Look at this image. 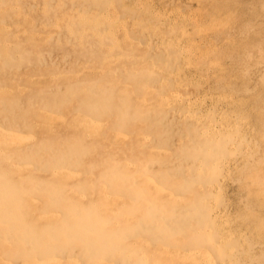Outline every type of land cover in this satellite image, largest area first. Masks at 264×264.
Here are the masks:
<instances>
[{"label": "bare ground", "instance_id": "1", "mask_svg": "<svg viewBox=\"0 0 264 264\" xmlns=\"http://www.w3.org/2000/svg\"><path fill=\"white\" fill-rule=\"evenodd\" d=\"M34 1L0 0V264H264L254 21Z\"/></svg>", "mask_w": 264, "mask_h": 264}, {"label": "rangeland", "instance_id": "2", "mask_svg": "<svg viewBox=\"0 0 264 264\" xmlns=\"http://www.w3.org/2000/svg\"><path fill=\"white\" fill-rule=\"evenodd\" d=\"M94 1V0H93ZM106 1L107 0H105V2H104V4L106 3ZM115 1V0H114ZM118 1V0H117ZM122 3L123 2H125V5H126V7H127V9L129 10V11H131V13H135L136 14V12L138 13V14H140V15H142V16H148V15H146V14H149V16H152V14L155 12L156 14L157 13H159V16H160V18H161V22H162V20H163V23L161 24V30L162 29H167V27H169L168 25L170 24V23H168V21L169 20H172L173 21V24H170V25H172L173 26V29L171 30V34L172 35H175V36H178V37H181V35H179L180 34V32L181 31H183V29L184 28H186L187 27V29H191L192 31H195L194 33L192 32V33H190L191 35H193L194 37L196 36L197 38H199V36H198V34H196V32H199V28L200 27H198V25H196L197 23H195L194 21L195 20H198V18H199V21L200 22H205L204 20L205 19H203L204 17H206L207 16V18H206V21H208V20H211L210 18H213V16H215L217 13H218V15H216V16H219V14H226L227 13V11L229 12L230 10H231V12H229V13H232V14H234L235 16H237V18L235 19V23L233 24V25H231V27H234V25H235V29L237 30L238 29V25L239 24H243L245 21H254L253 22V30H254V32H251V33H248V37L249 38H247V40H244V43H246V44H251V45H253V47L255 46V44H256V46L254 47L256 50H255V52H254V58H256L257 57V59H255L254 60V62H256V63H258L255 67H257V66H264V0H190V1H187V0H157L158 2L156 3V2H154V1H156V0H120ZM150 1V2H149ZM154 3H153V2ZM177 1V2H176ZM193 1H195L194 3H193ZM196 1H197V3H196ZM200 1V2H199ZM133 2H135V3H133ZM165 2V3H164ZM168 2V3H167ZM182 2H184V3H182ZM34 3H36V6H35V13H40V11L42 10V7L39 5V4H41V0H38V2H36V1H34ZM121 3V4H122ZM137 3V4H136ZM141 5H140V4ZM144 3V4H143ZM159 3V4H158ZM163 3V4H162ZM174 3V4H173ZM196 3V4H195ZM103 4V5H104ZM124 4V3H123ZM151 4V5H150ZM154 4H158L157 6L156 5H154ZM166 4V5H165ZM174 5V6H172V5ZM186 4H188V5H186ZM198 4V5H197ZM248 6H247V5ZM108 5V4H107ZM107 5L105 6V8L107 9ZM133 5V6H132ZM140 5V6H139ZM153 5V6H152ZM160 5H161V7H160ZM164 5V6H163ZM188 6L187 8H183L184 6ZM195 5V6H194ZM200 5V6H199ZM203 5V6H202ZM205 5V6H204ZM251 5V6H250ZM263 5V6H262ZM39 6V7H38ZM95 8H92L93 9V11H97V8H102V7H100V5L99 4H95ZM99 6V7H98ZM131 6V7H130ZM137 7V9L138 10H141V11H143V12H141V11H138V10H136V7ZM156 6V7H155ZM170 6H171V8H170ZM181 7V9L183 10L182 12H181V10L179 9V7ZM192 8H190V7ZM194 6V7H193ZM199 6V7H198ZM143 9H142V8ZM150 7L152 8V9H150ZM165 7V8H164ZM105 8H103L104 10H106ZM133 8V9H132ZM140 8V9H139ZM168 8H170V9H168ZM201 8V9H200ZM102 9V10H103ZM147 9V10H146ZM158 11H156V10ZM213 9V10H212ZM135 10H136V12H135ZM146 10V11H145ZM153 10V11H152ZM155 10V11H154ZM163 10V11H162ZM180 10V11H179ZM185 10H187V12H185ZM195 10H196V12H195ZM221 12H220V11ZM172 11L174 12V13H172ZM176 11H177V13H176ZM189 11V12H188ZM194 11V12H193ZM224 11H226V12H224ZM140 12V13H139ZM147 12V13H146ZM179 12V13H178ZM184 12V13H183ZM190 12H191V14H190ZM200 12V13H199ZM217 12V13H216ZM151 13V14H150ZM154 13V14H155ZM161 13V14H160ZM171 13V14H170ZM182 13V14H181ZM186 13V14H185ZM188 13V14H187ZM194 13V14H193ZM216 13V14H215ZM130 14V13H129ZM144 14V15H143ZM153 14V15H154ZM181 14V15H180ZM215 14V15H214ZM228 14V13H227ZM167 15V16H166ZM174 15L176 16V17H174ZM187 15H189L190 17L188 18L189 20H190V23H187L185 20H183V17L184 16H187ZM198 15H199V17H198ZM210 15H212V16H210ZM148 16V17H149ZM164 16H165V19H164ZM174 18H173V17ZM181 16V17H180ZM195 16V18L193 19V17ZM168 17V18H167ZM210 17V18H209ZM179 18H181V20H179ZM192 18V19H191ZM255 19V20H254ZM178 22V23H177ZM192 22H194L193 24H192ZM237 22V23H236ZM132 24V22L129 20L128 21V26H131V24ZM206 23L207 22H205V25H206ZM258 23H259V25H258ZM183 24H185V26H183ZM180 25V26H179ZM175 26V27H174ZM176 26H177V28H176ZM193 26V27H192ZM196 26H197V28H196ZM194 27H195V29L196 30H198V31H196L195 29H194ZM202 27V26H201ZM181 29V30H180ZM203 30V33L201 34V32H200V34L199 35H201L202 37H201V41L202 40H207L208 38L210 39V38H212V37H216V32H212L211 30H209V29H206L205 27H203L202 28ZM175 30V31H174ZM190 30V31H191ZM205 30V31H204ZM206 30H208V31H206ZM178 32V33H177ZM177 33V34H176ZM205 33V34H204ZM196 34V35H195ZM118 35H120V32L118 33L117 32V34H116V36H118ZM233 35H235V34H233ZM121 36V35H120ZM208 36V37H207ZM193 37V38H194ZM204 38V39H203ZM217 38V37H216ZM219 38H221V37H219ZM253 38V39H252ZM218 39V38H217ZM200 40V39H199ZM219 40V39H218ZM261 41L260 42V44H259V41ZM257 41V42H256ZM263 41V42H262ZM118 42H120V41H118ZM261 43H262V45H261ZM251 47V46H250ZM258 47V48H257ZM259 47L261 48V49H259ZM262 48H263V50H262ZM261 51H263V52H261ZM257 52V53H256ZM256 53V54H255ZM262 54H263V56H262ZM53 56H54V59H55V61H57L58 62V56H57V54L56 53H54L53 54ZM256 56V57H255ZM259 56V57H258ZM260 56L263 58V62H262V58L261 59H259L260 58ZM263 64V65H262ZM204 84V82L202 81V85ZM208 84H212V83H208ZM208 84H205V85H203V86H205V87H207V86H209ZM202 86V87H203ZM235 194H237V191L236 192H234V196H235Z\"/></svg>", "mask_w": 264, "mask_h": 264}]
</instances>
